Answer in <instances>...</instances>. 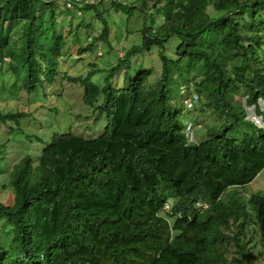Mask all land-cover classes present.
Wrapping results in <instances>:
<instances>
[{"label":"trees","instance_id":"16d2710c","mask_svg":"<svg viewBox=\"0 0 264 264\" xmlns=\"http://www.w3.org/2000/svg\"><path fill=\"white\" fill-rule=\"evenodd\" d=\"M57 1L0 0V125L9 135L0 133L36 148L6 170L0 143V192L10 191L0 199V264H264V197L229 190L264 170V0H64L65 14ZM74 7L92 21L75 24ZM117 14L145 15L140 41L109 56L116 64L108 69L93 60L61 75L70 48L84 55L109 43L108 18ZM64 15L70 20L59 22ZM94 20L97 36L89 34ZM118 39L111 50H120ZM153 52L159 75L151 83L153 68L138 60ZM60 75L79 97L60 81L47 109L75 122L73 105L91 109L95 124L107 119L103 133L43 141L34 127L24 130ZM237 91L245 98L236 101ZM20 97L26 111L2 105ZM194 111L188 122L206 137L189 145L183 114ZM208 111L213 124L199 123L202 131L197 119ZM198 201L209 209L177 218ZM250 217L258 240L245 227Z\"/></svg>","mask_w":264,"mask_h":264},{"label":"rangeland","instance_id":"374dc122","mask_svg":"<svg viewBox=\"0 0 264 264\" xmlns=\"http://www.w3.org/2000/svg\"><path fill=\"white\" fill-rule=\"evenodd\" d=\"M63 1L64 0H58L56 3V8L55 11L57 12H67L66 8L63 6ZM91 1V0H89ZM93 2V0H92ZM96 1L94 0L93 3ZM109 2L111 0H104V3L106 4L105 7L109 6ZM129 6V5H128ZM41 7V12L44 13L47 11V8L44 6ZM72 10V20L75 24H79L80 21H84V23H89V21H92L91 13L90 12H81L79 9L80 8H70ZM209 11H213V8L209 7ZM144 17L145 15H136L134 18L127 19V15L124 14H117V15H109V22H110V37H109V43L106 42H98L96 44V50L95 53H85L84 55H78L75 53L74 48H70L71 54V59L69 60H62L61 62V67L59 69L61 75L63 72H67L69 74L75 75L78 72L82 71L83 67H86L87 64L90 61H95L97 62V69H108L110 67V63L116 64V59H110L112 55L116 53L118 57L123 56V52L121 49V46L123 47H130L134 43H138L141 39V28L143 26L144 22ZM70 20V16L64 15V17L59 16L58 21L65 23L66 21ZM128 20V21H127ZM11 24H8L10 26ZM92 26L91 30H89V34L92 36H97L99 32L102 29V25H100L98 20H94L93 24H90ZM47 26V25H46ZM62 29V26H59V30ZM63 29L66 30V26L63 25ZM81 34L83 33V30H80ZM261 33V31H260ZM67 40H71L72 35L68 34L65 32ZM119 34V39H118V44L120 46V50H111L109 47L110 42L117 43V37ZM262 34L264 35V29L262 30ZM143 56L141 57L144 61H139L138 63H141V65L147 66L148 68H153V75L150 79L151 83L155 82V79L159 75V61H158V56L156 52L153 53H145L142 54ZM87 58L84 60V57ZM110 56V57H109ZM116 56V57H117ZM115 57V55H114ZM67 58H70L67 57ZM84 60V61H83ZM5 61H10L9 57H5ZM73 63V64H72ZM9 70V69H8ZM7 70V71H8ZM6 71V72H7ZM57 78L56 82L54 83L53 87H47V95L48 97L52 96L50 100H47L48 98L45 97L46 100L42 101V99H36V104L31 107L30 109V117L29 119L27 118L25 121L22 122V127L24 128L25 131H28L30 128L34 127L35 133L41 137L43 141L48 139V141L53 137L55 134L63 133V132H68L74 135H79L83 136L85 138H94L101 133H103L104 128H105V123L107 125V119L106 122L103 120H97L95 124V114L91 109H85L81 108V105H73L72 109V115L74 116L75 113L78 112V115H80L79 118L76 120L79 122H75L74 118H72L68 114H63V113H57L54 109H47L50 108L49 106H54L55 103L57 102L56 95L58 93L56 87L57 84L60 81H63L66 83L67 89L69 90V95L77 98L79 97L78 91L75 89L73 90V86H69L67 82L65 81V78H62V76ZM10 85V88H8V92L11 95H17L19 92V86H20V81L15 78V80L11 83H8ZM56 90V92L54 91ZM67 90V91H68ZM245 92L243 91H237L235 93V100H242L245 98ZM2 105L6 106V110L10 109L12 112L16 111L17 109L26 111L27 108L25 106L24 101L22 100V97L19 99H12L9 98L7 100H4L2 102ZM181 106V105H180ZM46 108L45 111H43ZM5 109V108H4ZM37 109L40 112L43 111V113L35 112L34 110ZM249 113V119L252 118L254 119L257 123L260 122L259 119L255 118L254 115L250 112V110H247ZM191 112V111H187ZM184 122L185 121H194L197 118V112L194 111V113H185L183 114ZM202 116L198 118V124L203 122L204 124H213V113L211 111H208L206 114H201ZM77 123H85L84 126H78ZM194 124V123H193ZM195 126V125H194ZM200 130L205 131V128L203 127L202 124H199ZM92 128V129H91ZM4 130V131H3ZM0 132H4L7 135L8 132L5 130L3 126L0 125ZM201 134L206 137V133L200 132ZM198 129L197 127L195 128V135L196 138H198ZM5 135V134H4ZM2 133H0V143L4 145V153L7 156L5 160V169H11L14 164H17L22 158L25 157V154L30 151H35L36 148H31V147H26L23 144H13L9 143L7 140V137H4ZM43 145V144H42ZM41 145V146H42ZM37 161V159H35ZM1 163V162H0ZM2 164V163H1ZM1 167V166H0ZM1 180V177H0ZM3 182V181H2ZM242 188V189H241ZM241 189V190H240ZM235 190H240L244 198H247V196L252 195V193H257L261 196L264 197V170L257 176V178L254 180L253 183L246 187H232L230 188V191H235ZM10 192L7 190H3L0 192V199L4 196L5 193ZM246 193V195H245ZM223 200H229L230 198H226L225 196L222 197ZM250 220L253 221L252 217H250ZM252 235L254 239H258V234L256 233V230L252 228ZM262 261V259H260Z\"/></svg>","mask_w":264,"mask_h":264},{"label":"clouds","instance_id":"9594fccd","mask_svg":"<svg viewBox=\"0 0 264 264\" xmlns=\"http://www.w3.org/2000/svg\"><path fill=\"white\" fill-rule=\"evenodd\" d=\"M248 110V109H247ZM250 110V109H249ZM99 118V117H98ZM187 126L185 128V134H186V140H187V144H194V143H197L199 140H201V137H200V134H198V138H196V135H195V128L193 126L190 125V123L188 121H185ZM257 178V177H256ZM255 178V179H256ZM254 180L251 182L253 183ZM250 183V184H251ZM248 184V185H250ZM247 185V186H248ZM230 190V189H229ZM228 190V191H229ZM228 191L223 195V196H226V194L228 193ZM253 194H257V193H254ZM246 195V193H245ZM259 195V194H258ZM242 196V195H241ZM261 196V195H260ZM243 197V196H242ZM249 197V196H247ZM210 207V204L207 203L206 201H198L195 203L194 205V211H192V209H189L187 210L184 214L181 215V212H180V215L177 216L178 219H186V220H193L196 216V214H201L202 212H204L205 210L209 209ZM172 203H168L165 205V209H164V212H170L171 213V209H172ZM247 211H250V209H247ZM248 224L245 225V227L247 228H250V230H252V221L249 219ZM173 226V223L169 226L170 228H172ZM256 230V229H255ZM228 234H231L232 235V232H229ZM259 234V233H258ZM258 240V239H256ZM255 240V241H256Z\"/></svg>","mask_w":264,"mask_h":264},{"label":"built area","instance_id":"2783aa9c","mask_svg":"<svg viewBox=\"0 0 264 264\" xmlns=\"http://www.w3.org/2000/svg\"><path fill=\"white\" fill-rule=\"evenodd\" d=\"M189 106V105H188Z\"/></svg>","mask_w":264,"mask_h":264}]
</instances>
